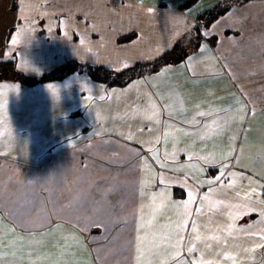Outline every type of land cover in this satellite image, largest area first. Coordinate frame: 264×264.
Listing matches in <instances>:
<instances>
[{
    "label": "crops",
    "instance_id": "0c3cea01",
    "mask_svg": "<svg viewBox=\"0 0 264 264\" xmlns=\"http://www.w3.org/2000/svg\"><path fill=\"white\" fill-rule=\"evenodd\" d=\"M184 2L0 0V62L29 76L70 61L117 72L152 62L179 40L194 43L191 23L207 5L181 11ZM201 34L183 63L125 87L86 73L0 82V144L11 140L6 121L27 144L0 156V194L20 197L19 218L0 195L5 264H264V165L236 163L264 124V0L236 3ZM236 170L247 195L222 184ZM161 176L177 203L149 224L139 189L146 177L164 187Z\"/></svg>",
    "mask_w": 264,
    "mask_h": 264
},
{
    "label": "trees",
    "instance_id": "16d2710c",
    "mask_svg": "<svg viewBox=\"0 0 264 264\" xmlns=\"http://www.w3.org/2000/svg\"><path fill=\"white\" fill-rule=\"evenodd\" d=\"M196 1L197 0H188L178 9L181 11H186L194 3H196ZM241 1L248 0H225L199 14L190 34L194 43L187 45L184 43L186 40H179L171 51L163 53L160 57L152 62L139 63L121 72H117L102 66H93L70 61L65 66H62L41 78H29L21 73L15 67L13 62L1 61L0 81H15L21 82L23 85L34 86L39 83L62 80L69 74L77 71L88 73L92 79L106 84L108 88L125 87L133 80L151 75L165 66L183 63L190 54L198 51L200 42L202 40V31L208 29L221 16L225 15L233 5ZM133 37H135L134 34H131L124 37L123 41H129L133 39ZM214 173V170L210 172L211 175ZM180 196H183V194Z\"/></svg>",
    "mask_w": 264,
    "mask_h": 264
},
{
    "label": "rangeland",
    "instance_id": "374dc122",
    "mask_svg": "<svg viewBox=\"0 0 264 264\" xmlns=\"http://www.w3.org/2000/svg\"><path fill=\"white\" fill-rule=\"evenodd\" d=\"M185 1H187V0H185ZM197 1H196V3H197ZM222 1H225V0H200L197 4L194 3L193 5L199 6V3H201V6L204 4V6L207 5V7L210 5H212V7H214ZM207 7L205 6L206 10L209 9V7L208 8ZM212 7H210V8H212ZM122 37H125V36H122ZM189 42H190V38L187 39L186 41H184V43H186L187 45L190 44ZM7 122L8 121L5 122L6 123V127H5L6 138L7 139L11 138V140L7 144L6 143L0 144V156L5 157V158H9V159L11 158V160H12V158H15L14 156L24 152V150H16V149H18V147L24 148L27 144L23 138L25 136L20 135V131L18 129V122L17 121H11L8 124H7ZM253 131H254L253 126H250L248 129V133H251ZM19 138H21V143H19ZM257 139H258V141H260V142H258L257 145H255V142H254V144H252V146L250 144H248V146L246 148L243 146L239 150L238 156L236 158V163L238 165H240V163H242V165H245L246 167L249 165L248 167L256 166V167L263 168L262 165H264V164L262 162H264V124H262L261 127L258 128ZM1 146H8V147L7 148H1ZM246 151H248L250 153H248V152L246 153ZM237 171L238 170L232 171L229 175H227L226 181L222 182V184L224 186H228L229 188H231V190H235L239 193H242L243 192L242 191L243 182H242V180H238V178H239V176L244 177V175L242 173L237 172ZM12 175H13V173H12ZM236 176H238V177L235 179ZM10 188H11V186H10ZM244 194L247 195V192L244 191L242 193V195H244ZM263 197H264V191H263ZM252 216L248 219V221L251 218H253ZM241 221H244V218ZM5 243H7V241ZM0 256L3 258L0 260V264H3V263L5 264L7 262V259L10 258V255H7V254L5 255V257L1 254H0Z\"/></svg>",
    "mask_w": 264,
    "mask_h": 264
},
{
    "label": "bare ground",
    "instance_id": "6f19581e",
    "mask_svg": "<svg viewBox=\"0 0 264 264\" xmlns=\"http://www.w3.org/2000/svg\"><path fill=\"white\" fill-rule=\"evenodd\" d=\"M188 1V0H187ZM185 3V2H184ZM208 10V9H207ZM206 11V10H205ZM216 22V21H215ZM194 27V23H191V29ZM204 31V30H203ZM202 31V32H203ZM129 35H131V34H129ZM129 35H125V37L126 36H129ZM134 36L136 37V34H134ZM135 37H133V39L135 38ZM123 38L124 37H122V38H120L119 39V41H121V42H130V41H132L133 39H131V40H129V41H123ZM3 62H12V61H3ZM14 63V62H13ZM15 65V64H14ZM66 65V64H65ZM65 65H63V66H65ZM94 66V65H93ZM102 66V65H101ZM16 67V66H15ZM60 67H62V66H60ZM59 67V68H60ZM102 67H105V66H102ZM17 68V67H16ZM107 68V67H106ZM18 69V68H17ZM56 69H58V68H55V69H53L52 71H50V72H47V73H45V74H43V75H41V76H29V75H27V74H25L24 72H22L21 70H19L21 73H23L25 76H27V77H29V78H41V77H43L44 75H47V74H50L51 72H53V71H55ZM110 69V68H109ZM74 73H86V72H74ZM71 74H73V73H71ZM71 74H69L68 76H70ZM86 74H88V73H86ZM68 76H66V77H68ZM65 77V78H66ZM64 78V79H65ZM63 80V79H62ZM56 81H61V80H54V81H50V82H45V83H51V82H56ZM0 82H13V83H19V84H21V85H23L21 82H15V81H0ZM40 84H44V83H39V84H37V85H40ZM104 84V83H103ZM106 85V84H105ZM23 86H28V85H23ZM34 86H36V85H34ZM106 87H107V85H106ZM108 88V87H107ZM113 88V87H112ZM118 151L121 153V155L122 156H125L127 153L129 154L130 152H129V149L127 148V147H121L120 149H118ZM11 186H12V184H11ZM40 187H42V186H40V185H36V184H34L33 186H32V191H34V190H36V189H39ZM7 193H10V194H12L10 191H6V192H4L3 194H0L1 195V199L3 200V205L5 206V211L7 212V213H9V214H11V215H13V216H18L19 217V214H18V204H19V195H16L15 196V198H14V202L10 199V201H8L7 200V197H5V196H9ZM27 207H29V205L27 204L26 205V208ZM251 216H247V217H245L244 218V221H241V223H246L247 221H248V219L250 218ZM20 218V217H19Z\"/></svg>",
    "mask_w": 264,
    "mask_h": 264
},
{
    "label": "clouds",
    "instance_id": "9594fccd",
    "mask_svg": "<svg viewBox=\"0 0 264 264\" xmlns=\"http://www.w3.org/2000/svg\"><path fill=\"white\" fill-rule=\"evenodd\" d=\"M140 195L146 197L141 207L151 215H157L164 211L171 203V193L165 187H161L155 191L148 188L146 191L139 189Z\"/></svg>",
    "mask_w": 264,
    "mask_h": 264
},
{
    "label": "snow or ice",
    "instance_id": "6c2138e0",
    "mask_svg": "<svg viewBox=\"0 0 264 264\" xmlns=\"http://www.w3.org/2000/svg\"><path fill=\"white\" fill-rule=\"evenodd\" d=\"M199 114H200V115H206V113H203V112H201V113H199ZM148 118L151 119L152 117L149 116ZM150 150H151V149H150ZM154 155H156L155 152H154ZM166 155H168V154H166ZM172 155L174 156V154H172ZM190 158H191V157H190ZM157 159H158V156H157ZM203 159H205L206 162H208V160H209V158H207V157H204ZM161 166L164 167L165 165L162 164ZM145 169H146V171H150V169L148 168L147 164H145ZM217 179H219V178H217ZM154 182H155V181H154L153 178L146 177L144 180L141 181V187H142V189H144V190L146 191L148 188H151V187H152V185H153ZM160 183H161L162 185H164V187L166 188L167 191L170 192V187H169L168 181H167V179H166L164 176H161V177H160ZM207 183L212 184L213 181H212V180H209V181H207ZM191 200H192V193H189V200L186 201V202H184L183 204H181V205H179V206L182 207V208H184L185 210H187V208H188V204L191 203ZM171 203H172L173 205H175L177 202H176V201H171ZM186 214H187V213H185V215H186ZM141 219H143V217H141ZM153 219H155V216H154V215H153L152 217L149 218L148 223L150 224V223L152 222ZM184 223H185V221L182 220V221L180 222V224L178 225V228L182 230L183 227H184ZM142 226H143V225H142ZM193 231H196L195 226H193ZM145 239H146V237H140L141 243H143V242L145 241ZM197 239H199V236H197ZM178 245H179V240L177 241V246H178ZM191 250H192V249L189 248V252H191Z\"/></svg>",
    "mask_w": 264,
    "mask_h": 264
}]
</instances>
